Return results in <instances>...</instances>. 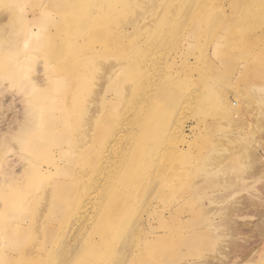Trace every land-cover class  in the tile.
Returning <instances> with one entry per match:
<instances>
[{
    "label": "rangeland",
    "instance_id": "rangeland-1",
    "mask_svg": "<svg viewBox=\"0 0 264 264\" xmlns=\"http://www.w3.org/2000/svg\"><path fill=\"white\" fill-rule=\"evenodd\" d=\"M123 1L0 0V52L6 57L0 60V264H57L45 252L65 244L73 228L84 230L81 238L88 234L101 201L89 204L86 216L51 223L54 228L45 242V218L55 214L53 192L66 190L67 181L81 180L83 186L72 187L73 193L80 192L94 176L97 184H111L100 187L101 194L119 187L126 193L118 219L127 235L139 239L131 233L136 229L142 239L148 235L150 241L160 242L151 251L143 250L139 260L125 264H264V0L227 6L233 33L216 27L221 38L212 40L210 31L200 30L186 59L173 63L185 68L187 80L182 105L174 110L163 104L159 109L154 134L167 147L160 160L136 159L133 149L127 151L135 170L122 167L121 180L113 183L119 187L105 183L106 177L95 172L91 162L62 164L63 171L40 169L41 176L33 171L34 163L42 168L46 159L59 158L49 150L34 156L29 147L30 131L58 124L45 111L54 109L60 97L67 98L71 127L66 132L73 139L85 135L100 113L103 96L118 84L113 81L119 60L116 45H109L111 55L105 57L99 49L106 42L95 35L94 25L88 27L86 14L96 11L93 6L114 2L105 5L114 40L119 32L133 28H148L150 39L155 38L157 14L165 0ZM178 37L160 33L158 46H144L148 67L165 75ZM137 39L145 45L148 38L141 33ZM182 44L178 50L184 49ZM66 56L59 67L57 60ZM82 58H87L82 75H70L63 82L68 67ZM114 104L115 112L122 114L114 119L129 125L124 103ZM124 152L120 143L114 144L104 162ZM67 154L76 158L73 152ZM142 186L145 193L139 195ZM20 220L25 221L23 228L6 235L8 226ZM137 222L140 229L134 228ZM92 238L99 250L106 248L97 234ZM122 241L117 238L113 255L119 256ZM100 252L97 264H108L112 251Z\"/></svg>",
    "mask_w": 264,
    "mask_h": 264
},
{
    "label": "bare ground",
    "instance_id": "bare-ground-1",
    "mask_svg": "<svg viewBox=\"0 0 264 264\" xmlns=\"http://www.w3.org/2000/svg\"><path fill=\"white\" fill-rule=\"evenodd\" d=\"M239 2L240 0H219L214 5L211 3V0H165L161 4V11L157 14L155 38L150 39L151 36L148 33V28H143L142 30L141 28H133L132 31L124 30L119 32L117 36L121 37V40H117L118 37L115 40L113 39L112 33L107 25L109 24V16L105 13V5L112 6L114 2H105V5H102V2L96 3L93 6L96 11L86 14L87 23L90 24L88 27L90 28L94 25L93 28H96L95 35H98L100 41H103V43L106 42L107 46L102 50L99 49V52L105 57L111 55L109 45L113 42L116 45V56L119 60L116 63L118 68L114 73L113 81L118 84L114 90H109L103 96V102L99 108L100 113L96 115L89 130L85 132V135H77L74 139L66 132L71 127V119L66 116L67 110L71 107L67 103V98L62 100L60 97V103L52 110L45 111L44 109L48 119L58 124L57 126L54 125V127L51 125L49 130L41 132L30 131L28 133V138L30 139L29 147L34 156L42 150H49L55 155H58L59 158L46 159L43 162L46 165H42V168L34 163L32 165L33 171L37 172L38 176H41L42 174L38 172L41 171L40 169H61L63 171L65 166L69 167L79 163L88 164L91 162L94 165L95 172L99 171L102 176L106 177L104 178L105 183L112 182L113 187H119V184L113 183L117 179L121 180L122 173L124 172L123 166L128 165L129 171L133 169L134 158L149 157L154 162L160 160L162 152H165L167 147L164 140L159 139L154 134L155 128L159 124V109L163 104L174 110L182 105L185 94L184 85L187 80L182 74L185 68H177V66H173V63H175L177 58L186 59V52L193 50L191 42L194 38H198L200 30L206 34H209L210 31L209 36L212 40L219 36L214 30L216 27L223 29L227 34H232L234 30L230 23L233 18L227 16L226 8L227 6L236 7L239 5ZM73 4H75V0ZM75 7H78V5ZM69 8H73L72 5L69 4ZM98 14L100 15L98 16ZM186 26L191 27L189 30H184ZM88 27H85V30ZM185 31L186 34L184 33ZM141 33L143 35L146 34L148 38L146 39L145 45H141L140 40L137 39V36ZM160 33L179 35L175 42V56L170 61L165 75L155 72L153 67H148L150 61L147 59L148 51L144 47L148 43L151 47L158 46L159 39L157 38V34ZM219 37L221 38V35ZM181 44L184 49L178 50ZM67 58L68 56L57 60L59 67L65 64ZM141 58L142 60H140ZM0 60H6L4 52H0ZM86 61L87 58H82V60L76 61L77 63L75 62L73 67H68L69 76L68 78H62L63 82H68L70 75L71 77L76 73L77 76L82 75L81 69L84 68ZM79 69L80 71H78ZM79 79L83 80L80 77ZM81 80H78L77 85H81ZM128 83L132 84L128 86L130 87L128 89L129 92H127L126 87ZM109 97L111 98L109 99ZM114 100H119L124 103L123 106L125 108H122V112H127L126 120L129 125L124 126L123 119H114L122 115L120 111L115 112ZM118 143L124 147L126 152L118 159L114 161L109 159L105 163V154L109 152L114 144ZM132 149L135 152V157L128 158L127 151ZM68 152H73L76 158L68 157ZM146 171L143 169V172ZM97 181L96 176L89 178L86 180L87 186L77 193L72 192V187L73 189H77V187L83 186L84 181L76 180L74 183L67 181L64 184L67 187L66 190L58 189L53 192L54 203H51V212L54 211L53 213L55 214L48 215L45 218L43 228V241L45 242L52 228H54L51 223L55 224L56 222L70 221L86 216L89 213L88 205L97 199H100L101 206L99 208V216L92 218L94 227L90 232L81 238L84 230L80 233V230H74L73 228L70 231L71 236L69 235L65 244L52 246L47 253L45 252L44 255H47L49 260H57V264H97L96 258L101 253V250L103 252L112 251L109 253L108 264H125L128 260L131 262L139 260L143 250L151 251L159 246L160 242L150 241L148 235L142 239L139 230L137 232L135 229L134 232H131L132 234H138L139 239L137 240L134 234L133 237L127 235L126 225H122V222L118 219L123 207L119 202H122L121 198H125L126 193L120 190L119 187L101 194L100 187L110 186L111 184H97ZM138 191L139 195L145 193L143 192L144 186L140 187ZM24 225V220L18 221L16 225H9L6 235L13 233L15 228L17 230L22 229ZM137 226H140V222H137L134 228ZM1 230L2 227H0ZM93 234H97L100 240L104 242L106 248L99 250L96 247V242L92 238ZM10 237L12 236L10 235ZM117 238L123 239L120 245L119 256L113 255L115 250L114 244Z\"/></svg>",
    "mask_w": 264,
    "mask_h": 264
}]
</instances>
